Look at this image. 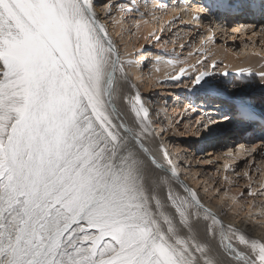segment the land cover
Returning <instances> with one entry per match:
<instances>
[{"label": "snow or ice", "instance_id": "6c2138e0", "mask_svg": "<svg viewBox=\"0 0 264 264\" xmlns=\"http://www.w3.org/2000/svg\"><path fill=\"white\" fill-rule=\"evenodd\" d=\"M202 11L264 18V0H209L193 18ZM132 63L93 0H0V264H226L223 249L238 264H264V237L226 225L177 187L162 145L165 163L145 146L156 134L139 91L124 92ZM210 75L188 85L219 105L199 123L205 138L264 120V95L258 109Z\"/></svg>", "mask_w": 264, "mask_h": 264}, {"label": "rangeland", "instance_id": "374dc122", "mask_svg": "<svg viewBox=\"0 0 264 264\" xmlns=\"http://www.w3.org/2000/svg\"><path fill=\"white\" fill-rule=\"evenodd\" d=\"M156 1L93 0L98 9L101 23L108 28L109 35L115 42L118 52L121 50V59L133 61L131 65L126 64V72L137 87L143 102L148 104L152 111H156L155 119L150 117L154 125L155 137L158 140L164 138L165 144L163 143V146L166 150L169 151L170 149L173 152L174 148V157H179L182 161L180 166L176 164L177 168L179 166L180 170L183 168L187 170V173L193 171L187 177L192 176L191 180L197 182L196 190L201 195L204 194L202 197L206 195L207 201L218 204L219 213L223 210L222 215L229 216L232 214L237 217L240 224L242 221H246V223L244 222L245 226H249L253 231L262 232V229L264 230V129L261 125L264 124V121L258 119L255 124H245L237 120L229 129L205 138L202 134L203 130L198 131L199 123L206 121L208 115H216L217 113L214 112L216 107L210 109L211 113L214 112L213 114L208 113L210 102L206 103L203 94L197 93L195 87L188 85L192 77L206 71L211 74L209 79L214 82H223L228 85L238 84L261 108L260 98L264 95V83L259 85L256 79L250 80L247 77L252 73L244 71V69L252 70L254 67L243 65L234 71H226L224 67L226 56L232 55L233 52L234 55L245 57L249 52L248 50L245 51L247 48L259 50L260 56H255L261 58V65L264 66V42L262 43L264 32L256 26L247 31L249 25L246 23H235L232 27L224 23L225 29L234 35H231L230 32L224 34L219 32L221 30L216 29L217 27L214 25L215 20L218 23H221V20L223 22L226 20L222 17H215L212 22L215 15L199 12L198 15L201 14V16L199 15L200 19L198 20L206 19L204 22L187 21L184 15H187V12L185 13L187 8L182 10L179 8V12L166 13V10L160 8L161 5L155 6ZM160 1L164 6H171V2L174 0ZM179 1L189 3L190 7L195 8L194 5L196 7L202 5L203 7L205 0H175V2ZM147 3H150L148 9L146 8ZM109 5L113 6L111 17L105 15V7ZM151 5L155 6L154 10L153 8L151 10ZM132 6L140 7L141 15L131 13L133 12L131 10H135L134 8L131 9ZM153 11L155 14L152 13ZM149 14L152 15V18L151 15L148 16ZM153 18L154 22L151 21ZM233 18L237 20L236 17ZM139 19L149 21L150 25L154 23L153 31L146 37L138 34L135 25H133ZM240 25H245V33L234 30ZM113 29L116 31L115 35L112 34ZM256 34L258 36L254 39ZM121 38H124L128 47L131 48L130 52H124L125 45ZM140 54L146 56L143 66H138L137 58ZM253 54L256 53H250V57ZM157 61L162 64L169 63L167 64L168 70L172 71L170 76L162 81L154 79V83L149 82L145 77H140L144 69L148 72L151 62L154 63H151V66L155 70L157 65H160L159 63L156 64ZM170 62L174 63L171 64ZM181 68L184 69L183 75L180 74ZM150 78L153 79L152 73ZM245 78L250 83H247ZM157 81L160 82L157 83ZM147 82L149 87L145 88ZM161 97L166 99L168 108L171 109L170 118L166 119V123L169 121L172 125L168 130L165 128L164 131L155 129L157 120L164 118L161 116L162 113L157 112L159 111L157 105H160ZM200 100L203 101L202 106L197 105ZM174 126L178 129L176 133L173 129ZM169 132H172L171 137ZM214 137L217 138L214 139ZM246 138H249L250 141H247ZM252 147L255 149L252 150ZM175 148H180V150L176 152ZM180 170L178 168L179 174L183 175L184 172ZM249 192L251 195L248 194ZM218 198L220 200L222 198V200L220 201Z\"/></svg>", "mask_w": 264, "mask_h": 264}, {"label": "bare ground", "instance_id": "6f19581e", "mask_svg": "<svg viewBox=\"0 0 264 264\" xmlns=\"http://www.w3.org/2000/svg\"><path fill=\"white\" fill-rule=\"evenodd\" d=\"M204 1V0H203ZM193 2V1H192ZM197 2V1H196ZM195 2V3H196ZM165 3V2H164ZM170 3V2H169ZM172 3V5L171 6H167V5H162V2L160 1V0H157L156 1V3H155V6H157V5H161V7L160 8H162V9H164V10H166L165 12L166 13H174V12H179V8L182 10V9H185V8H187V11H185V13L187 12V15L186 14H184L185 16H186V19H187V21H192V20H194V22L197 20V22H204L205 20H203V21H201V20H198V19H194L193 18V10H195V9H197V8H203L204 6H205V4L206 3H209V0H205L204 1V5H203V7H202V5H201V7L199 6V7H196L195 5H194V7L195 8H193L192 6V8L190 7V5H189V3H181L180 1L179 2H175V0L173 1V2H171ZM194 3V4H195ZM198 4V3H197ZM149 5H150V3H147V5H146V8L148 9L149 8ZM170 5V4H169ZM155 6L154 5H151L150 7H151V10H152V8H153V10H154V8H155ZM135 9V10H131V11H133V12H131V13H133L134 15H138V14H140V13H142V11H141V9H139L140 7H136V6H132V8L131 9ZM96 9H97V7H96ZM149 11H150V9H149ZM97 12H98V9H97ZM205 12H207V11H202V13L204 14ZM149 13V12H148ZM153 14H155L154 13V11L152 12ZM206 14V13H205ZM141 15V14H140ZM151 14H149L148 16H150ZM169 15V14H168ZM171 15V14H170ZM175 15V14H174ZM177 15V14H176ZM200 16H201V14H199ZM139 16V15H138ZM154 16V15H153ZM157 16V15H156ZM172 16V15H171ZM180 17V16H179ZM184 17V16H183ZM215 17H217V16H214L213 17V20H212V22L214 21V18ZM147 18V17H146ZM151 18H152V15H151ZM167 18V17H166ZM144 19V18H143ZM150 19V18H149ZM222 19H223V17H222ZM225 19V18H224ZM236 19L237 20H235L234 18L232 19V17H230V18H228V19H226V20H224V22H223V20H221V23H218V21L217 20H215L214 22H215V24L214 25H216V29H220L221 31H219V32H223L224 34H228L229 32H228V30H226L225 28V25H224V23L225 24H228L229 25V27L231 26H234L235 25V23H241V24H243V23H246V24H248L249 26L247 27V31L248 30H250V29H254L255 28V26L257 27V28H259L260 29V31H263L264 32V18H261L259 15H257V16H255V17H253V16H247V17H236ZM148 20V19H147ZM163 20V19H162ZM165 20V19H164ZM168 20H170V19H168ZM173 20V19H172ZM151 21H153L154 22V18H153V20H151ZM150 21V22H151ZM156 21V20H155ZM171 21V20H170ZM149 21H146V20H141V19H139L135 24H133V25H135V29L137 30V33L138 34H142V35H145V37H146V35L147 34H149L151 31H153L152 29H153V25H154V23H153V25H150L149 23H148ZM166 22H169V21H166ZM152 23V22H151ZM209 23V22H208ZM207 23V24H208ZM188 24H189V22H188ZM199 24V23H198ZM244 27H245V25H240L238 28L236 27V29H234L236 32L237 31H240L241 33H245L244 32ZM115 28V27H114ZM262 32V33H263ZM231 33V32H230ZM112 34H116V31H114V29H113V31H112ZM231 35H234V34H232L231 33ZM230 35V36H231ZM257 34L254 36V39H256L257 38ZM121 41H124V38H121ZM264 42V37H262V43ZM124 45H125V47H124V52L125 53H128V52H130L131 51V48H129L128 47V45H127V43L124 41ZM246 50H248L249 52H248V54H246V56L245 57H243V56H237V55H234V53L232 52V55H228V56H226L225 57V60H226V64H225V67H224V69L226 70V71H234V70H236L239 66H243V65H248V66H252V67H254L252 70L250 69V70H247V69H244V71H246V72H251L252 74L249 76V77H247V78H249L250 80H252V78H254V79H256L257 81H258V84L260 85V84H263L264 83V79H261V77L262 76H264V66L263 65H261V58L259 57L260 55H259V53H258V51L259 50H256V49H250V48H247V49H245V51ZM231 51V50H230ZM120 52H121V50H120ZM120 52H119V54H120ZM256 53V54H253V56L252 57H250V53L252 54V53ZM255 55H259V56H255ZM167 56V55H166ZM169 56V55H168ZM155 57V56H154ZM165 57V56H164ZM159 58H162V57H159ZM169 58V57H168ZM167 58V60L169 61V59ZM138 59V66H143L144 65V61H145V59H146V56H143L142 54H140L139 55V57L137 58ZM171 59V58H170ZM167 60H165V62H168ZM172 60V59H171ZM170 60V61H171ZM160 61V60H159ZM159 61H157L156 62V64L157 63H159ZM163 61H164V59H163ZM163 61H161V62H163ZM152 63V62H151ZM151 63H149V67H148V72L144 69V71L142 72V75L140 76V77H145L147 80H149V82H151V83H154L155 82V80L154 79H157V80H165L166 79V77H168V76H170L171 75V72L172 71H170V70H168V68L169 67H167V64H169V63H159L160 65H157V68L155 69V70H153V68H152V66H151ZM171 64H173L174 62H170ZM152 64H154V63H152ZM155 64V65H156ZM162 64V65H161ZM165 64V65H164ZM254 65V66H253ZM174 69V68H173ZM249 69V68H248ZM143 70V69H142ZM152 70H153V72H152ZM224 70V71H225ZM138 71V70H137ZM174 72V71H173ZM152 73V77H153V79L152 78H150V74ZM138 77V76H137ZM132 78V77H131ZM139 78V77H138ZM247 78H245L246 79V82L247 83H250V81H247ZM128 79H129V81H130V85H134L133 83H132V80H130V76L128 75ZM137 79V78H136ZM140 79V78H139ZM143 81V80H142ZM160 82V81H159ZM158 81H157V83H159ZM130 85H128V84H126L125 86H124V92L129 96V98L131 99V98H134V95H135V92L136 91H138V89H137V87L135 86V88L133 89L132 87H130ZM149 87V84H148V82L146 83V85H145V88H148ZM146 93V92H145ZM165 97V96H164ZM162 99L160 100V105H157V107L159 108V111H157L158 113H162L161 114V116H163L164 118H163V120H162V118H160V120L158 121L157 120V123H155V126H156V128L155 129H157V130H159V131H164V129L165 128H167V130H168V128H170V126L172 125V123H170L169 121H167V123H166V119H168V117L170 116V114H171V109H169L168 108V105H167V102H166V99H164L163 97H161ZM202 103H203V101L202 100H200V102L197 104V105H201L202 106ZM144 104H145V106L149 109V112H150V117H152V118H154V116H155V112L156 111H152L151 110V108L150 107H148V104H146L145 102H144ZM210 108L208 109V113H211V111H210V109H213L214 107H217V105H215V104H211V103H209V105H208ZM219 106V105H218ZM117 107H118V109L122 112V114H123V116H124V120H125V122H127V123H131V121H132V114H131V112L128 110L129 109V106L128 105H126L122 100H118L117 101ZM257 108L259 109V107H258V105H257ZM156 109V108H155ZM172 110H174V109H172ZM175 111V110H174ZM214 112H212L211 114H213ZM173 115V114H172ZM206 117V116H205ZM170 118V117H169ZM155 119V118H154ZM165 119V120H164ZM172 119V118H171ZM170 119V120H171ZM154 121V120H153ZM264 121V120H263ZM232 125H230L228 128H225V129H222L221 131H224V130H227V129H229L230 127H231ZM173 129H174V132L176 133V131L178 132V129H177V127L176 126H174L173 127ZM172 129V130H173ZM259 130V129H258ZM221 131H219V132H221ZM165 132H166V130H165ZM174 132H173V135H174ZM172 134V132L170 133L169 132V135H170V137L172 136L171 135ZM217 135V134H216ZM167 136H168V133H167ZM175 136V135H174ZM197 137V136H196ZM199 137V136H198ZM217 137H214V139H216ZM220 138V137H219ZM164 138H160V140H158L156 137L155 138H148L147 140H145V146L149 149V151L153 154V155H155L156 156V158H157V160L158 161H160L161 163H165V161H164V158H163V155H162V153H161V151H160V146L162 145L163 146V143L165 142V140H163ZM246 140L247 141H250V139L249 138H246ZM218 142V141H217ZM165 144V143H164ZM175 146V145H174ZM173 146V147H174ZM163 148L164 149H166L164 146H163ZM176 149V148H175ZM255 149V147L253 148L252 147V150H254ZM177 151L176 152H178L179 150H180V148L178 149H176ZM175 150H174V148H173V152L172 151H170V149H169V151L167 150V152H168V154H169V156H170V158L173 160V162L174 163H176V164H179V166H180V164H182V161H181V159L179 158V157H174L175 156V152H174ZM182 153V152H181ZM186 160V159H185ZM178 166V168H179V170H180V167ZM182 170H180L181 172H184V174L183 175H181V174H179V181L177 182V187H178V185L180 184V183H182V184H184V185H187V187L188 188H190V189H192V190H195L198 194H199V196L200 197H202V195H204L203 193H202V195L196 190V185H197V182H195V181H193V180H191L192 179V176H190V177H187L189 174H191L193 171H190L189 173H187L186 171L187 170H185V169H183V168H181ZM196 174V173H195ZM228 177V176H227ZM189 178V179H188ZM191 181V182H190ZM211 186V185H210ZM218 186H221V185H218ZM217 186V187H218ZM182 191V190H181ZM204 191H206V190H204ZM222 194V193H221ZM220 194V195H221ZM229 194V193H228ZM227 194V195H228ZM208 195V194H207ZM223 195H224V193H223ZM223 195H222V197H223ZM226 195V196H227ZM206 196V195H205ZM204 196V197H205ZM214 196V195H213ZM202 197L201 199H202V201L204 202V204H205V206L206 207H209L214 213H216V215L218 216V218H220L226 225L227 224H233V225H235L236 227H238V228H240L242 231H244L249 237H253V238H260V237H264V230L262 229V232L261 231H253L252 230V228H249V226H245V223H246V221H242V223L240 224V222H238L237 221V217H235V216H233L232 214L231 215H229V216H227V215H222L221 213H223L222 211H220V213H219V210H218V208H219V206H218V204L217 203H212V202H209V201H207V197ZM215 198V197H214ZM233 198V197H232ZM234 198H236V197H234ZM209 199V198H208ZM219 199V198H218ZM220 200V199H219ZM218 200V201H219ZM221 200H222V198H221ZM220 200V201H221ZM225 200V199H224ZM218 201H216V202H218ZM220 203V202H219ZM249 212H251V210H249ZM262 219V218H261ZM264 219V218H263ZM245 222V223H244ZM255 230V229H254ZM259 230H261L260 228H259ZM200 233H201V238H203V225H201L200 226ZM208 241H209V243H211L212 244V246H213V251L214 252H217L218 251V245H219V240L217 239V240H211L210 238H208ZM220 251H222L223 253H224V258H225V260H226V264H229V261H230V264H238V261H236L234 258H231V257H229L228 255H227V252H226V249H223V250H220Z\"/></svg>", "mask_w": 264, "mask_h": 264}]
</instances>
